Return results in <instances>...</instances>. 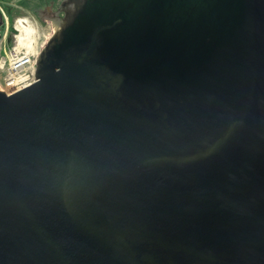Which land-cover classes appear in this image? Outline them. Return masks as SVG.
Here are the masks:
<instances>
[{
    "label": "water",
    "instance_id": "water-1",
    "mask_svg": "<svg viewBox=\"0 0 264 264\" xmlns=\"http://www.w3.org/2000/svg\"><path fill=\"white\" fill-rule=\"evenodd\" d=\"M0 91V264H264V0H64Z\"/></svg>",
    "mask_w": 264,
    "mask_h": 264
},
{
    "label": "rangeland",
    "instance_id": "rangeland-1",
    "mask_svg": "<svg viewBox=\"0 0 264 264\" xmlns=\"http://www.w3.org/2000/svg\"><path fill=\"white\" fill-rule=\"evenodd\" d=\"M53 31L51 24L35 21L29 14L15 17L12 25L0 28V66L6 57L14 52L28 53L31 57H37ZM18 37L22 39L20 44ZM5 67L6 64L3 68ZM1 74L0 68V76Z\"/></svg>",
    "mask_w": 264,
    "mask_h": 264
},
{
    "label": "flooded vegetation",
    "instance_id": "flooded-vegetation-1",
    "mask_svg": "<svg viewBox=\"0 0 264 264\" xmlns=\"http://www.w3.org/2000/svg\"><path fill=\"white\" fill-rule=\"evenodd\" d=\"M64 0H0V28L12 25L22 14L44 24H51L55 30L64 17Z\"/></svg>",
    "mask_w": 264,
    "mask_h": 264
},
{
    "label": "built area",
    "instance_id": "built-area-1",
    "mask_svg": "<svg viewBox=\"0 0 264 264\" xmlns=\"http://www.w3.org/2000/svg\"><path fill=\"white\" fill-rule=\"evenodd\" d=\"M33 80V65L26 56H14L9 60L7 74L3 81V87L7 91H15L25 87Z\"/></svg>",
    "mask_w": 264,
    "mask_h": 264
},
{
    "label": "bare ground",
    "instance_id": "bare-ground-1",
    "mask_svg": "<svg viewBox=\"0 0 264 264\" xmlns=\"http://www.w3.org/2000/svg\"><path fill=\"white\" fill-rule=\"evenodd\" d=\"M23 23V22H22ZM22 27V26H21ZM22 41L21 37H18V43L20 44Z\"/></svg>",
    "mask_w": 264,
    "mask_h": 264
}]
</instances>
